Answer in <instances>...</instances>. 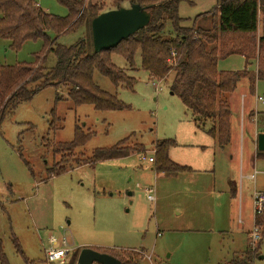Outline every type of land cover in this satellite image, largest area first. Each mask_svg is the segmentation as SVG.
<instances>
[{"label": "rangeland", "instance_id": "rangeland-1", "mask_svg": "<svg viewBox=\"0 0 264 264\" xmlns=\"http://www.w3.org/2000/svg\"><path fill=\"white\" fill-rule=\"evenodd\" d=\"M36 1L48 13L69 14L68 7L58 0ZM219 1L181 0L182 25L192 27ZM84 3L104 4V12L116 8L114 0ZM122 4L131 5L128 0ZM200 24L210 26L203 18ZM165 33L173 34L169 20ZM91 36V27L85 22L55 37L54 47H70L80 40L91 42ZM42 54L48 72L57 57L54 51H46L44 40H28L20 50H14L10 41L0 38V63H35ZM111 58L117 67L135 77L134 88L116 87L99 71H95L94 81L129 104L130 109L98 111L89 104L76 106L68 87H47L21 102L3 120L0 246L8 264H59L48 262L46 257L51 237L58 240V246L67 238L71 246L64 264H77L84 248L124 254L123 258L131 261L138 253L142 256L138 264H229L236 257L242 260L254 228L252 195L255 189L264 191V151H258L256 143L258 135L264 134V79L257 80L252 91L248 80L242 79L235 92L227 95L231 141L221 148L205 132L213 121L205 120L201 128H194L192 111L171 91L174 72L162 81V90L157 92L149 73L141 67L140 52L135 69L119 53L112 52ZM244 67L246 59L240 54L218 61L219 70ZM249 68L256 70L257 63ZM76 125L94 132L84 146L77 148V156L90 157L96 148L111 147L126 138L130 147L138 149L142 144L145 150L94 165L66 164L65 172L51 176L49 169L63 161L54 147L72 141ZM165 138L205 142L199 150L182 143L170 151L175 162L202 170L160 173L155 163L140 158L141 152L155 156L152 151L156 142ZM251 173H256L255 181L247 177ZM233 182L236 196L230 191ZM149 187L155 190V201L147 197L145 189ZM248 264H264V238Z\"/></svg>", "mask_w": 264, "mask_h": 264}, {"label": "trees", "instance_id": "trees-1", "mask_svg": "<svg viewBox=\"0 0 264 264\" xmlns=\"http://www.w3.org/2000/svg\"><path fill=\"white\" fill-rule=\"evenodd\" d=\"M69 9L67 16L46 12L36 0H0V38L10 41V48L20 50L28 40H44L46 51H54L57 62L50 70L43 67L44 54L38 55L35 63H0V129L5 117L24 101L47 88L68 87V95L76 106L89 104L98 111H118L131 106L117 95L103 90L94 81L95 71L108 77L116 87L133 89L136 79L126 70L117 67L111 58L112 52L121 54L131 69L136 68V55L141 54V67L152 80H165L174 72L171 91L193 113L198 128L205 120L213 125L206 132L223 148L231 141V108L227 95L235 92L242 79H247L252 91L257 80L264 79V0H220L210 14L200 15L192 27L182 25L179 15L181 0H128L148 7L151 21L143 29L123 40L116 47L96 53L93 37L91 42L80 40L66 47L57 45L55 37L88 23L104 12V4H85L84 0H58ZM125 0H114L116 8ZM262 15V19H261ZM210 17V26L200 24V19ZM173 26V34L165 33L166 22ZM262 22V31L259 25ZM54 36V38L51 36ZM233 54L246 59L242 70H219L218 61ZM257 63L256 70L249 68ZM34 84V86H30ZM59 99L60 97L57 96ZM55 114V113H54ZM56 118V117H55ZM51 127H55L54 121ZM94 132L85 131L76 125L70 142L54 147L63 161L50 168L51 176L67 170L66 164H91L123 158L144 151V145L135 149L127 145L129 138L111 147L96 148L90 157L77 156L76 150L84 146ZM173 138L158 140L155 144L154 163L160 173L195 171L191 166L175 162L170 150L177 145ZM260 153V152H259ZM231 193L236 196L237 186L231 184ZM255 224L260 227L261 239L255 249L250 244L229 264H248L256 254L264 238V213L257 216ZM18 250L23 254L20 247ZM120 259L123 264H138L141 255L131 261L109 251H101ZM0 258L8 264L0 246Z\"/></svg>", "mask_w": 264, "mask_h": 264}, {"label": "water", "instance_id": "water-1", "mask_svg": "<svg viewBox=\"0 0 264 264\" xmlns=\"http://www.w3.org/2000/svg\"><path fill=\"white\" fill-rule=\"evenodd\" d=\"M151 21L148 7L133 3L102 12L92 20V37L96 53L112 49L123 40L145 28ZM258 149L264 151V134L257 138ZM123 264L120 259L93 248L81 250L77 264Z\"/></svg>", "mask_w": 264, "mask_h": 264}, {"label": "built area", "instance_id": "built-area-1", "mask_svg": "<svg viewBox=\"0 0 264 264\" xmlns=\"http://www.w3.org/2000/svg\"><path fill=\"white\" fill-rule=\"evenodd\" d=\"M162 81L164 80H153L152 81V84L155 86V89L157 92L162 90V87H161ZM259 99L262 100V97L260 96ZM152 152L155 154L154 150ZM140 155H141L140 158L143 161L154 163V160H155L154 155L147 157L146 154H144V152H141ZM247 177L255 181L256 173L249 174ZM145 191L150 201L156 200L155 194H154L155 192L154 188L149 187L145 189ZM252 201H253V207H254V218L256 219L257 216L264 213V191L255 189L252 195ZM249 237H248L249 244L251 248L255 249L258 241L261 239L260 227L258 225L254 224V228L249 234ZM50 243H51V246L45 250L48 262H51V263L57 262L59 264H64L65 258L69 254L70 247H71L69 245L67 238L62 239L60 246H58L59 242L55 237L50 238Z\"/></svg>", "mask_w": 264, "mask_h": 264}, {"label": "crops", "instance_id": "crops-1", "mask_svg": "<svg viewBox=\"0 0 264 264\" xmlns=\"http://www.w3.org/2000/svg\"><path fill=\"white\" fill-rule=\"evenodd\" d=\"M203 19H205V22L206 23H209V24H211V22H210V19H209V16H206L205 18H203ZM202 20V19H201ZM203 24H205L204 22H203ZM260 33H261V29H260V31H259ZM232 95V93L231 94H229V96H231ZM229 98V97H228ZM228 98H227V100H228ZM245 99H246V96L244 97V104H245ZM245 106V105H244ZM191 120H192V122H193V125H194V128H198L197 126H196V124H195V122H194V120H193V117L191 118ZM208 129V128H207ZM206 129V130H207ZM198 130V129H197ZM206 132V131H205ZM213 138V137H212ZM213 140H214V142H216L215 141V139L213 138ZM177 141V143L178 144H184L185 146H188V147H191V148H193V149H196V150H199L198 148H204L205 147V142H200V141H195V140H186L185 142H181V141H178V140H176ZM256 143H257V140H256ZM177 144V145H178ZM173 148V147H172ZM171 148V149H172ZM257 150L259 151V149H258V143H257ZM171 151V150H170ZM171 154V153H170ZM171 156V155H170ZM189 166V165H188ZM195 167V166H194ZM193 168V167H192ZM194 170H195V168H194ZM202 169H196L195 171H201ZM252 174V173H251ZM257 176V175H256ZM256 180V179H255ZM233 183H235L236 184V182H233ZM231 191V190H230ZM254 224H255V218H254ZM251 230V229H250ZM250 230L249 231H247L248 232V234H249V232H250ZM249 236V235H248Z\"/></svg>", "mask_w": 264, "mask_h": 264}]
</instances>
